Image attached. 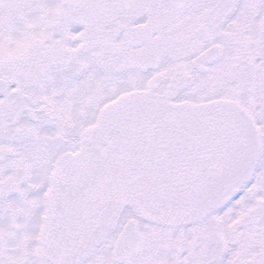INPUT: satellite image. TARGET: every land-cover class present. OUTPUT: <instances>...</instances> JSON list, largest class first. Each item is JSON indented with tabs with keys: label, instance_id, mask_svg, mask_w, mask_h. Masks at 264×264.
I'll return each mask as SVG.
<instances>
[{
	"label": "snow or ice",
	"instance_id": "6c2138e0",
	"mask_svg": "<svg viewBox=\"0 0 264 264\" xmlns=\"http://www.w3.org/2000/svg\"><path fill=\"white\" fill-rule=\"evenodd\" d=\"M0 264H264V0H0Z\"/></svg>",
	"mask_w": 264,
	"mask_h": 264
}]
</instances>
